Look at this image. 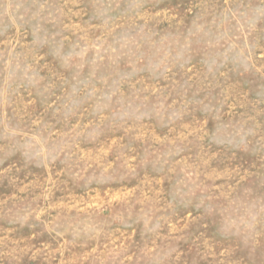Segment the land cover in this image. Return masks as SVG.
<instances>
[{
    "label": "rangeland",
    "instance_id": "1",
    "mask_svg": "<svg viewBox=\"0 0 264 264\" xmlns=\"http://www.w3.org/2000/svg\"><path fill=\"white\" fill-rule=\"evenodd\" d=\"M0 264H264V0H0Z\"/></svg>",
    "mask_w": 264,
    "mask_h": 264
}]
</instances>
